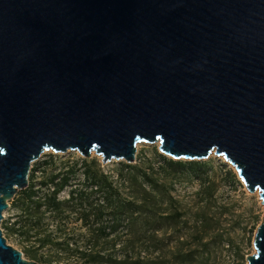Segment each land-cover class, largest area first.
<instances>
[{
  "label": "water",
  "instance_id": "95a60500",
  "mask_svg": "<svg viewBox=\"0 0 264 264\" xmlns=\"http://www.w3.org/2000/svg\"><path fill=\"white\" fill-rule=\"evenodd\" d=\"M140 143L222 156L264 205V0H0V222L45 151ZM0 264L40 263L0 228Z\"/></svg>",
  "mask_w": 264,
  "mask_h": 264
},
{
  "label": "rangeland",
  "instance_id": "374dc122",
  "mask_svg": "<svg viewBox=\"0 0 264 264\" xmlns=\"http://www.w3.org/2000/svg\"><path fill=\"white\" fill-rule=\"evenodd\" d=\"M164 157L172 159L160 152L158 143L138 144L136 161L131 164L119 160L103 164L95 153L84 157L78 151H45L30 172L29 185L38 191L34 200L54 189L53 184L41 185L54 175H58V182L68 172L71 180L59 194L61 204L56 209L46 205L38 208L35 203L30 206L24 195L11 199L0 222L7 243L22 251L25 259L40 264L56 263H45L38 257H52L60 264H90L81 254L86 249L119 252V260L127 264H178L173 256L178 249L194 251L195 255L204 251L205 264L247 263V256L256 251L254 236L264 215L259 191L250 192L222 156L212 154L200 160L201 166L184 171L167 168ZM180 161L189 166L188 160ZM86 163H96L91 174L104 172L112 187L104 190L93 186L85 176ZM104 195L113 202L133 201L139 211L129 227L120 226L107 240L88 242L91 229L80 217L86 212V200V206L91 204L94 209ZM28 220L33 224L31 237L19 229L20 222ZM91 221L92 229L99 227L94 215ZM45 234H51L54 243H62V249L40 246L34 236ZM197 259L196 264H201Z\"/></svg>",
  "mask_w": 264,
  "mask_h": 264
},
{
  "label": "trees",
  "instance_id": "16d2710c",
  "mask_svg": "<svg viewBox=\"0 0 264 264\" xmlns=\"http://www.w3.org/2000/svg\"><path fill=\"white\" fill-rule=\"evenodd\" d=\"M202 161H188V165L186 166V163L183 161H175L174 159H167L164 157V164L167 166V168H172L176 171H184L186 168L190 167L191 169H194L196 167L201 166ZM94 165L96 163H93ZM93 164H85L86 171L88 174H86V178L88 180H91L93 183V186H96L97 188L100 189H108L111 186V184L108 182L109 177L104 174V172H101V174H91V168ZM33 169V168H32ZM31 178V175L29 176ZM58 178V175H54L51 177L48 181L43 182L41 185L47 186L48 184H53L54 189L51 192H46L42 193L39 195V200H34V196L38 194V191L34 190L33 185H29L26 189L19 191L14 198L18 195H24L28 200H30L29 204L35 203L37 204V207L40 208L42 205H46L47 208H52L54 207L59 208V205L61 203L58 202V196L59 194L64 190V188L69 184L71 180V175L70 173H66L63 175L58 182H56V179ZM136 180V179H135ZM72 194H75L73 191ZM79 198H82V194L79 196ZM85 202V199H84ZM83 202V203H84ZM89 201L86 200V204ZM85 204V209L84 212L80 219L84 221V224L88 226L91 229V236L88 239V242L95 241L98 243L101 239L107 240L111 234L115 233L118 231L120 226H127L129 227V223L133 222L134 215L139 211V207L136 205L135 202H129L128 204H123L120 201L119 202H113L109 199L108 196L104 195L102 198L101 203L92 208L91 204H88L86 206ZM112 212V213H110ZM94 215L95 220L100 222V225L96 229H92V216ZM127 224V225H126ZM32 225L30 221H23L20 222V232L24 236H29V231L32 228ZM157 230V229H156ZM40 246H57L60 249L62 243L56 242L54 243L53 237L51 234H45L43 236H34ZM28 254H31L33 258L38 257V255L35 253H30L28 250H26ZM121 253V252H120ZM126 253V251H125ZM82 256L86 258V260L90 264H127L125 262H121L119 260V252H103L102 250H93V249H86L85 251L81 252ZM196 253L194 251H184L182 249H178L177 251L174 252V260L178 264H196L199 261H197V257L201 260V264H205L203 262L204 259V251L199 253L198 255H195ZM40 260H42L45 263H51L55 262L56 264H60L59 261H56L55 259H52V257H38ZM235 264H246L244 262L238 261Z\"/></svg>",
  "mask_w": 264,
  "mask_h": 264
}]
</instances>
